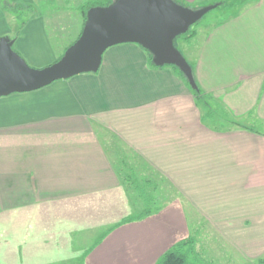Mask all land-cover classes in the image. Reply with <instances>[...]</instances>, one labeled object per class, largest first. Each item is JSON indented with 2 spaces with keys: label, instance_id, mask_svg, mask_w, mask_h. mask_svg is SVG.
<instances>
[{
  "label": "crops",
  "instance_id": "1",
  "mask_svg": "<svg viewBox=\"0 0 264 264\" xmlns=\"http://www.w3.org/2000/svg\"><path fill=\"white\" fill-rule=\"evenodd\" d=\"M17 1L34 15L12 36L15 16L0 2V39L16 37L31 67L54 63L61 53L44 13L36 0ZM174 1L205 8L217 0ZM199 37L190 52L199 86L246 129L216 131L176 70L153 67L134 43L109 48L97 73L0 97V264H157L190 236L191 212L242 257L264 259V133L240 121L264 124V0ZM104 129L186 203L118 226L131 213Z\"/></svg>",
  "mask_w": 264,
  "mask_h": 264
},
{
  "label": "rangeland",
  "instance_id": "2",
  "mask_svg": "<svg viewBox=\"0 0 264 264\" xmlns=\"http://www.w3.org/2000/svg\"><path fill=\"white\" fill-rule=\"evenodd\" d=\"M112 1L113 0H36V6H38L44 13L48 33L57 48V52L61 53L57 61L67 50L66 49L64 51L63 46H67L69 43L74 41L78 32L84 27L85 21L82 9L94 4L107 6L111 4ZM248 2H251V0L215 1L209 6H216V8L211 10L202 20L192 26L190 29L192 32L191 37L186 36L185 34L175 40L176 48L185 56L189 63L191 62V66H194L192 65L194 64V58H192L190 52L194 53L197 49L198 40H200L199 36L204 33L205 29L219 22H226L233 16H236ZM23 4L28 5L25 3ZM184 5L191 9L195 8V10L204 8V5L202 6V4L188 5L185 3ZM35 10L36 8L33 6L32 12L28 9H22L19 14L24 20L27 19L26 22L28 24L34 15ZM14 29V35L12 36L17 35L19 22L14 24ZM146 52L149 55L150 64L153 66L150 57L151 55L148 51ZM188 86L191 88L190 85ZM209 102L212 109H208L203 104H199L198 102L197 104L202 110L203 121L206 120L205 122L213 126L216 131L233 127L246 129V127L233 122L232 118L228 114H225V111H223L222 108L217 107L211 99H209ZM251 117L253 119H251V123L248 122V118L247 121L244 119H241L240 121L242 124L251 126L253 130L264 133V124L258 123V121H256L258 120L256 116ZM99 132L100 133L98 134L101 138H103V143L111 156L113 163L115 164V168L117 171L120 170L118 172L121 185L127 194L128 206L131 213L129 217L139 215L147 207L146 202L143 201L141 197V190L137 188V185L145 187V190L148 191L152 197V201H154L152 206V211L154 213L151 216L158 214L163 208L165 209L168 207V205L173 203L175 204L176 201H181L183 204L186 203L184 196L179 192V190L175 189L172 182L160 171L155 169L151 163L147 162L143 156L121 141L119 136L105 129L99 130ZM121 162H123V165ZM216 177L215 172L212 171L213 180H216ZM191 213L192 214H189V220H191V234L187 239L194 238L196 243L194 244L193 252H191L188 256L186 264H263L264 259L251 260L250 258L248 259L242 257L240 255L241 252H237L231 245L219 237V233H217L213 226L208 223L205 225H199V221L198 223L195 221L196 214L193 212ZM143 220L144 219L140 220V222ZM122 222L118 226L124 225Z\"/></svg>",
  "mask_w": 264,
  "mask_h": 264
},
{
  "label": "water",
  "instance_id": "3",
  "mask_svg": "<svg viewBox=\"0 0 264 264\" xmlns=\"http://www.w3.org/2000/svg\"><path fill=\"white\" fill-rule=\"evenodd\" d=\"M216 6L191 9L174 0H115L89 9L79 38L55 63L37 69L14 49L15 41L0 39V97L32 92L85 73H97L105 52L116 45L134 43L150 52L159 67L175 66L193 90L199 91L194 71L176 48L175 40L187 34Z\"/></svg>",
  "mask_w": 264,
  "mask_h": 264
},
{
  "label": "trees",
  "instance_id": "4",
  "mask_svg": "<svg viewBox=\"0 0 264 264\" xmlns=\"http://www.w3.org/2000/svg\"><path fill=\"white\" fill-rule=\"evenodd\" d=\"M113 1H112V3H113ZM0 2L4 5V7H6L9 10V12L11 14H13L15 16L16 22H19V30H17L18 31L17 32V35H18L20 29H22L27 24V22H26L27 19L24 20L22 18V16H20V14H19L20 13V10H22V9H24V10L25 9H28V10H30L32 12L33 11V6L32 5H24L23 3H21V2H19L17 0L16 1H12V0H0ZM111 4H109V5H111ZM95 6H100V5L94 4V5H90L89 7H84L82 9V14L84 15V21H85V23L87 21V14H88L89 9L92 8V7H95ZM85 23H84V25H85ZM17 35H16V37H17ZM186 36L191 37L192 36V32L189 31L186 34ZM15 38H12V39L15 40ZM150 55H151L150 57H151V62L153 64V66L155 68H162V67L157 66L153 62V56H152L151 53H150ZM171 67L174 68L176 70L177 74L179 76H181L186 81V83L189 85L188 80L186 79L185 75L180 71V69L177 68V67H175V66H171ZM193 70H194V74H195L194 67H193ZM195 77H196V75H195ZM197 83H198V81H197ZM193 92H194L195 98H196V100H197V102L199 104H203L208 109H212L211 108V105H210V102H209V96L205 93L204 90H202V88L200 86H199V91L193 90ZM121 163L123 165V162H121ZM118 171H120V170H118ZM120 175H121V173H120ZM137 188L139 190H141V197H142L143 201L146 202L147 207L139 215H136V216L133 215V216H130L127 219H125L122 222V224H128V223H131V222L140 221L142 219H145V218L151 216L154 213L152 211V206H153V202L154 201H152L153 199L150 196V194L148 193V191L145 190V187H140L138 185H137ZM195 243H196V240L194 238H189V239H185L183 241L178 242L166 254H164L162 256V258L158 261L157 264H186L187 259H188V256L190 255L191 252H193V248H194V244ZM263 264H264V261H263Z\"/></svg>",
  "mask_w": 264,
  "mask_h": 264
}]
</instances>
